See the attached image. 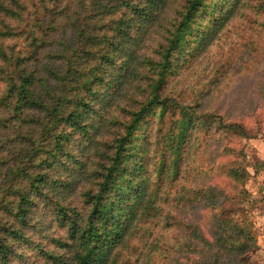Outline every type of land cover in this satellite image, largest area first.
Segmentation results:
<instances>
[{"label": "trees", "instance_id": "trees-1", "mask_svg": "<svg viewBox=\"0 0 264 264\" xmlns=\"http://www.w3.org/2000/svg\"><path fill=\"white\" fill-rule=\"evenodd\" d=\"M242 20L264 29V0H0V264H27L25 249L37 264H137L121 259L137 234L144 250L162 248L154 230L176 222L164 209L168 185L199 166L203 126L247 136L242 122L202 108L230 63L208 59L212 76L191 96L169 77ZM60 21L66 42L65 32L54 37ZM144 38L150 54L140 59ZM141 65L147 85L122 109ZM103 125L109 136L96 138ZM223 152L215 169L232 190L202 202L212 236L188 223L194 238L173 264H240L257 246L245 184L264 161L247 162L243 146ZM81 176L88 184L76 201Z\"/></svg>", "mask_w": 264, "mask_h": 264}, {"label": "rangeland", "instance_id": "rangeland-1", "mask_svg": "<svg viewBox=\"0 0 264 264\" xmlns=\"http://www.w3.org/2000/svg\"><path fill=\"white\" fill-rule=\"evenodd\" d=\"M171 8L172 5L166 8L164 14H170ZM246 21H239L236 30L229 28V37H225L224 33L222 39L218 40L216 44H210V47L199 58L195 56L187 65H176L173 74L169 77L168 85L176 86L186 92L188 96H191L193 93L191 92L192 88L200 89L203 87L202 81L198 80L204 79V82H206L212 76L215 67L213 63L205 64L208 59L216 56L219 62L230 63L225 66L218 82L210 87L202 108L208 114H220L224 119L242 122L245 125L247 136H244L238 129L231 132L217 129V123H214L209 129L203 126L207 134H203V131L200 135L201 147L194 157L199 166L196 167L195 172H191L188 176H182L180 181L168 185L171 189L172 198L170 205L164 209L168 214L176 217V222L172 228L167 227L163 230L160 227L154 230L153 234L161 239L162 248L158 250L151 249V251L144 250L142 243L138 240L140 234H137V237L130 241L128 249H125L126 252L124 251V256L121 258L123 261L127 259L130 262L137 261V264H173L175 256H182L187 252L182 241H187L189 237L194 238L191 235L192 228L188 226V223L198 224L201 227V232L198 234L210 237L209 219L212 215L202 207L204 206L202 202L203 204L210 202L211 193H215L216 198L219 200L224 192L230 193L232 190L229 178L221 175L220 171L215 169V166H219L227 157L225 154L227 152H223L224 146H231L235 149L243 146L249 163L264 161L257 155V150L252 144L254 140H264V29L255 28V25ZM62 22L60 21L59 25L61 30L59 28L56 31L57 34L54 33V37L58 40L61 38L62 32H65L61 42H66L72 35H70V29ZM148 45L144 38L139 48L141 55L137 53L140 59L144 57L143 54H150L147 48ZM54 48L60 50L62 45L58 47L54 45ZM141 66V76L135 83H132L128 95L120 99L122 109H125L134 97H139L147 85L145 80L147 66ZM186 98L190 100V97ZM112 128L113 126L103 125L102 129L96 134V138H107ZM210 131L214 134L210 135ZM202 137H205L204 140ZM216 146H219V153L215 157ZM92 153V150L87 149L81 155L83 161H88V167L91 164V169L95 160H92ZM247 170L251 175L245 184L249 192V199L245 202L244 209L247 218L252 222V232L256 241L262 244L264 242V173L255 174L254 169L250 167ZM64 174L70 173L66 171ZM87 184L84 176L79 177V186L76 185L72 195L76 201L81 200V190ZM180 194H182V197L179 202L177 200L180 198ZM151 226L149 224V227ZM61 232L59 230V233ZM44 244L45 247L48 246V243L44 242ZM256 247L243 255L244 262L240 264H254L257 262ZM25 251L29 258L27 264H33V262L37 264L42 261V259L37 261L35 252L31 249H25Z\"/></svg>", "mask_w": 264, "mask_h": 264}, {"label": "crops", "instance_id": "crops-1", "mask_svg": "<svg viewBox=\"0 0 264 264\" xmlns=\"http://www.w3.org/2000/svg\"><path fill=\"white\" fill-rule=\"evenodd\" d=\"M252 144L254 148L257 150V155L264 160V140H254L252 141ZM264 218V216H263ZM262 219V218H261ZM256 253H258V260L254 264H264V242L260 244L259 241H257V247H256Z\"/></svg>", "mask_w": 264, "mask_h": 264}]
</instances>
